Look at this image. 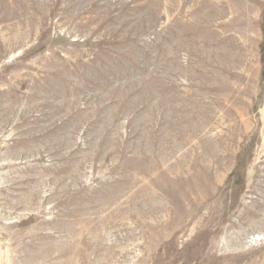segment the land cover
Wrapping results in <instances>:
<instances>
[{
    "label": "rangeland",
    "instance_id": "1",
    "mask_svg": "<svg viewBox=\"0 0 264 264\" xmlns=\"http://www.w3.org/2000/svg\"><path fill=\"white\" fill-rule=\"evenodd\" d=\"M0 264H264V0H0Z\"/></svg>",
    "mask_w": 264,
    "mask_h": 264
}]
</instances>
